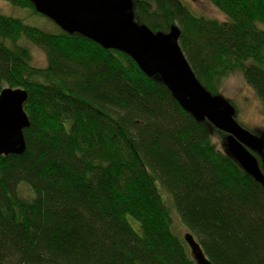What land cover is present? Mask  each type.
I'll use <instances>...</instances> for the list:
<instances>
[{
    "label": "trees",
    "instance_id": "1",
    "mask_svg": "<svg viewBox=\"0 0 264 264\" xmlns=\"http://www.w3.org/2000/svg\"><path fill=\"white\" fill-rule=\"evenodd\" d=\"M206 1L225 20L133 0L150 30L179 28L211 94L238 72L264 104V0ZM53 26L0 13V91L25 90L29 120L24 152L0 155V264H196L185 233L211 264H264V190L212 140L219 132L127 55Z\"/></svg>",
    "mask_w": 264,
    "mask_h": 264
},
{
    "label": "water",
    "instance_id": "2",
    "mask_svg": "<svg viewBox=\"0 0 264 264\" xmlns=\"http://www.w3.org/2000/svg\"><path fill=\"white\" fill-rule=\"evenodd\" d=\"M34 11L68 35L90 40L106 50L127 55L150 80L161 83L180 108L196 122H207L224 133L221 147L264 190V174L251 151L259 152L258 138L236 120L234 106L220 94H211L196 78L178 44L180 30L152 31L135 15L133 0H28ZM20 88L0 91V155L25 150L23 129L29 120ZM196 264H211L190 233L183 236Z\"/></svg>",
    "mask_w": 264,
    "mask_h": 264
},
{
    "label": "rangeland",
    "instance_id": "3",
    "mask_svg": "<svg viewBox=\"0 0 264 264\" xmlns=\"http://www.w3.org/2000/svg\"><path fill=\"white\" fill-rule=\"evenodd\" d=\"M188 6V9L195 15L223 21L225 17L206 0H181ZM186 6V7H187ZM31 11L14 8L4 0H0V13L19 18L23 23L30 26H37L47 31H54L51 21L41 15L31 14ZM30 46V45H29ZM32 55V63L36 67H43L46 64L44 54L32 46L29 47ZM220 95L232 102L236 110V120L245 129L260 131L264 134V104L258 99L254 91L244 83L240 73L228 76L222 83ZM252 133V132H251ZM253 135L261 137L258 132ZM212 140L221 148V135L213 134ZM175 232L182 233L183 229L177 222H174Z\"/></svg>",
    "mask_w": 264,
    "mask_h": 264
},
{
    "label": "flooded vegetation",
    "instance_id": "4",
    "mask_svg": "<svg viewBox=\"0 0 264 264\" xmlns=\"http://www.w3.org/2000/svg\"><path fill=\"white\" fill-rule=\"evenodd\" d=\"M247 130L250 131V132H252V133L253 132H258L259 135L264 136V134H261L263 132L253 131V130L251 131L249 129H247ZM219 134L221 135V143H222V140H223L225 134L224 133H221V132H219ZM251 153L255 157V159H256V161L258 163V166H259L260 170L264 174V143L262 145V149L259 152H257V151H251Z\"/></svg>",
    "mask_w": 264,
    "mask_h": 264
}]
</instances>
